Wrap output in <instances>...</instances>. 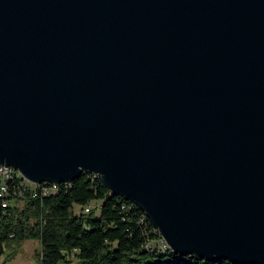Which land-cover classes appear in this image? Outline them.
<instances>
[{"label": "water", "instance_id": "water-1", "mask_svg": "<svg viewBox=\"0 0 264 264\" xmlns=\"http://www.w3.org/2000/svg\"><path fill=\"white\" fill-rule=\"evenodd\" d=\"M0 164L264 264V0H0Z\"/></svg>", "mask_w": 264, "mask_h": 264}, {"label": "trees", "instance_id": "trees-1", "mask_svg": "<svg viewBox=\"0 0 264 264\" xmlns=\"http://www.w3.org/2000/svg\"><path fill=\"white\" fill-rule=\"evenodd\" d=\"M57 186L54 194L10 203L0 211V244L36 239V264H69L70 255L73 264H236L153 247L151 241L160 237L144 213L112 194L95 175L81 173L69 185ZM50 187L44 191L54 192ZM94 201L99 204L89 207Z\"/></svg>", "mask_w": 264, "mask_h": 264}, {"label": "built area", "instance_id": "built-area-1", "mask_svg": "<svg viewBox=\"0 0 264 264\" xmlns=\"http://www.w3.org/2000/svg\"><path fill=\"white\" fill-rule=\"evenodd\" d=\"M83 173H87L84 171ZM95 175V173H89ZM53 183V181H42V185H34V182L27 180L21 175L12 170V167L5 164H0V211L3 213L10 203L18 205L24 199L35 198L36 196H49L56 193L60 186H55L54 192L44 191V184ZM10 204V205H11ZM9 205V206H10ZM88 206L83 208L84 212L88 211ZM155 229V228H154ZM154 231H158L155 229ZM160 237L161 250H171L165 241Z\"/></svg>", "mask_w": 264, "mask_h": 264}, {"label": "rangeland", "instance_id": "rangeland-1", "mask_svg": "<svg viewBox=\"0 0 264 264\" xmlns=\"http://www.w3.org/2000/svg\"><path fill=\"white\" fill-rule=\"evenodd\" d=\"M99 201H94L89 204V207L97 206ZM73 211L78 212V208L74 206ZM152 246L160 248L161 242L151 241ZM39 242L36 239L11 240L0 244V264H36L35 256L39 252ZM70 260L69 264H73L75 260L67 257Z\"/></svg>", "mask_w": 264, "mask_h": 264}, {"label": "bare ground", "instance_id": "bare-ground-1", "mask_svg": "<svg viewBox=\"0 0 264 264\" xmlns=\"http://www.w3.org/2000/svg\"><path fill=\"white\" fill-rule=\"evenodd\" d=\"M12 170H14L16 173H20L17 169H15L13 167H12ZM83 172H84V170H81L80 174L83 173ZM95 176H97V175L95 174ZM61 183H63L65 186H67V185H69L70 181H64V182H54L53 181V183H47V184H44V186H51L50 187L51 191H55V186H57V185H59ZM34 185H42V181H40V182H34Z\"/></svg>", "mask_w": 264, "mask_h": 264}]
</instances>
